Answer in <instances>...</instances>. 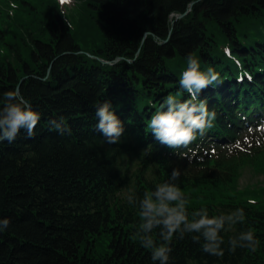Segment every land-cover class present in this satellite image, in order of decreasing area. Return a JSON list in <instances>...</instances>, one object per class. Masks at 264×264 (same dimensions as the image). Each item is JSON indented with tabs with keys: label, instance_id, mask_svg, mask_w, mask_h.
<instances>
[{
	"label": "trees",
	"instance_id": "16d2710c",
	"mask_svg": "<svg viewBox=\"0 0 264 264\" xmlns=\"http://www.w3.org/2000/svg\"><path fill=\"white\" fill-rule=\"evenodd\" d=\"M189 55L222 83L199 94L211 127L173 150L147 125L167 95L188 99L179 80ZM17 89L41 120L33 138L21 130L0 144V220L10 221L0 264H158L127 197L173 168L189 219L206 207L242 208L245 220L220 233L221 257L174 236L169 264H264V185L237 186L245 166L264 174V0H0V98ZM104 100L122 122L120 143L95 130ZM242 231L255 251H229Z\"/></svg>",
	"mask_w": 264,
	"mask_h": 264
},
{
	"label": "clouds",
	"instance_id": "9594fccd",
	"mask_svg": "<svg viewBox=\"0 0 264 264\" xmlns=\"http://www.w3.org/2000/svg\"><path fill=\"white\" fill-rule=\"evenodd\" d=\"M222 81L218 72L209 67L207 71L200 70L199 61L193 56L187 57V68L182 72L179 86L187 93V100H180L169 94L164 98L161 109L156 111L147 125L151 134L160 144L175 150L187 146L197 135H203L211 127L215 112L209 111L205 100L199 99V94L208 86L219 85ZM97 123L95 130L109 144L120 143L124 133L122 122L115 115L108 100L95 105ZM41 120L39 112L31 103L16 91H7L0 98V144L7 141L12 144L20 135L25 138L35 136V128ZM59 130V128H58ZM180 171L173 168L169 180L157 184L150 193L137 197L135 193L127 197L128 203L139 208L141 223L135 232L141 246L151 251V259L158 264H169L172 248L170 242L174 236L183 239L191 235L194 243L201 244L202 251L208 255L221 257L224 240L220 233L229 226L243 223L245 212L237 208L228 214L210 216L206 207L192 212L189 219L186 198L175 183ZM10 221L0 220V231L7 228ZM158 230L161 243L157 244L153 232ZM229 251L237 248H248L255 251L258 243L252 231H242L229 240Z\"/></svg>",
	"mask_w": 264,
	"mask_h": 264
},
{
	"label": "rangeland",
	"instance_id": "374dc122",
	"mask_svg": "<svg viewBox=\"0 0 264 264\" xmlns=\"http://www.w3.org/2000/svg\"><path fill=\"white\" fill-rule=\"evenodd\" d=\"M264 185V174L253 170L250 166H245L241 169L240 177L237 182L239 189L253 188Z\"/></svg>",
	"mask_w": 264,
	"mask_h": 264
},
{
	"label": "water",
	"instance_id": "95a60500",
	"mask_svg": "<svg viewBox=\"0 0 264 264\" xmlns=\"http://www.w3.org/2000/svg\"><path fill=\"white\" fill-rule=\"evenodd\" d=\"M192 4H193V2L189 3V5H188V9H187L185 12L180 13V14H176V15H175V19H177V18H181L182 16H184V15L187 13V11L190 9V7H191ZM118 59H120V58H117V59H115L114 61H117ZM16 92L18 93V89L16 90Z\"/></svg>",
	"mask_w": 264,
	"mask_h": 264
},
{
	"label": "snow or ice",
	"instance_id": "6c2138e0",
	"mask_svg": "<svg viewBox=\"0 0 264 264\" xmlns=\"http://www.w3.org/2000/svg\"><path fill=\"white\" fill-rule=\"evenodd\" d=\"M61 2H65V0H61Z\"/></svg>",
	"mask_w": 264,
	"mask_h": 264
}]
</instances>
